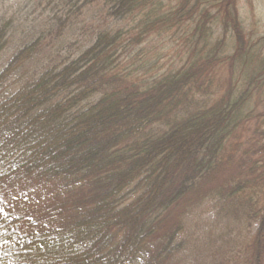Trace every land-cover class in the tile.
Instances as JSON below:
<instances>
[{
  "label": "trees",
  "instance_id": "16d2710c",
  "mask_svg": "<svg viewBox=\"0 0 264 264\" xmlns=\"http://www.w3.org/2000/svg\"><path fill=\"white\" fill-rule=\"evenodd\" d=\"M33 1L24 43L0 20V264H264V35L238 0Z\"/></svg>",
  "mask_w": 264,
  "mask_h": 264
},
{
  "label": "rangeland",
  "instance_id": "374dc122",
  "mask_svg": "<svg viewBox=\"0 0 264 264\" xmlns=\"http://www.w3.org/2000/svg\"><path fill=\"white\" fill-rule=\"evenodd\" d=\"M239 3L242 9V13L247 12L246 14H242L246 18L245 23L248 26H251L253 30L255 27H257L254 30L256 35H264V0H238V4ZM250 3L252 4V6H255V12L251 11ZM41 14L42 7L36 4V1L0 0V20H9L12 17L14 18V24L18 27V30H14L15 34L12 35V43L14 46L18 45L20 41L24 43L26 36H30V33H28L30 24L33 23L37 17V21H41ZM254 20L259 21V23L254 22ZM68 35V45L66 47L67 49L64 50L63 47V49L61 48L62 55H68V53L75 54V52L78 51L80 48L83 49L84 47H87L90 44V35L87 34V32L85 31L80 32L78 30L77 32H75V34ZM12 43H10L11 47ZM10 52H12L11 48ZM1 59L4 60V56ZM196 213V219H203L204 217H207L209 215V207L203 206ZM200 225H203V223Z\"/></svg>",
  "mask_w": 264,
  "mask_h": 264
}]
</instances>
